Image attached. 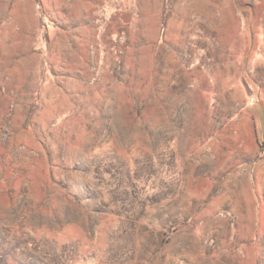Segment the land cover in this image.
<instances>
[{"label":"rangeland","instance_id":"1","mask_svg":"<svg viewBox=\"0 0 264 264\" xmlns=\"http://www.w3.org/2000/svg\"><path fill=\"white\" fill-rule=\"evenodd\" d=\"M0 239V264H264V0H0Z\"/></svg>","mask_w":264,"mask_h":264},{"label":"trees","instance_id":"2","mask_svg":"<svg viewBox=\"0 0 264 264\" xmlns=\"http://www.w3.org/2000/svg\"><path fill=\"white\" fill-rule=\"evenodd\" d=\"M97 173H98V171H97ZM54 178V177H53ZM52 179V178H51ZM53 180V179H52ZM53 183H54V186L56 185L58 188H59V185H61L62 186V188L65 190V192H66V194H71V195H73V198L74 199H78L77 201H79V200H81V197H82V199H84V200H91L92 198H93V196L92 195H90V194H88V195H86V196H79V195H81L80 193H84L85 192V190L84 189H82L81 190V192H78V191H76V190H73L72 189V186L69 184V183H67V184H64L63 182H61V180H53ZM82 202V201H81ZM3 247V242H2V240L0 239V248H2ZM6 260V259H5ZM14 261V260H13ZM13 263H16L15 261L13 262ZM5 264H11L10 262H8L7 260H6V262H5Z\"/></svg>","mask_w":264,"mask_h":264}]
</instances>
